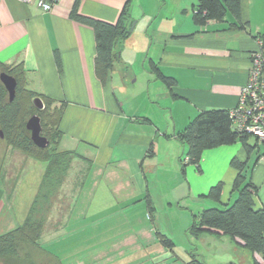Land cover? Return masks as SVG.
Instances as JSON below:
<instances>
[{
  "label": "crops",
  "instance_id": "crops-1",
  "mask_svg": "<svg viewBox=\"0 0 264 264\" xmlns=\"http://www.w3.org/2000/svg\"><path fill=\"white\" fill-rule=\"evenodd\" d=\"M126 1L81 0L77 12L115 24ZM133 2L131 38L115 47L117 60L100 83L94 72L93 30L70 17L75 0H58L50 12L34 0H0V64H22L26 87L55 105H65L59 146L75 152L74 163L82 168L66 215L59 223L47 222L42 236H58L59 246H51L66 247L68 234L86 232L100 237L92 244L101 246L137 233V240L129 239L132 251L113 259L107 255L102 264H163L166 253L157 233L168 235L158 232L154 223L166 207H158L155 197L169 201L167 207L176 203L179 210L196 215L214 207L204 196L220 183L217 204L225 205L237 196L234 159L244 164L245 181L255 189V208L264 210L263 143L248 136L246 145L236 141L205 150L199 169L188 165L184 171L180 161L186 148L175 137L198 113L230 111L238 104L250 58L262 47L259 38L264 39V0H240L238 20L228 12L223 21L204 26L193 21L198 0ZM152 64L173 79L174 86L157 80ZM7 187L0 175V235L22 224L29 209L10 204ZM66 187L64 182L54 207L62 204ZM180 189L174 202L173 193ZM210 236L219 245H233L227 237ZM41 245L40 240V248L32 247L33 254L62 264L56 253ZM132 253L138 254L136 259ZM76 258L66 264H82L83 259Z\"/></svg>",
  "mask_w": 264,
  "mask_h": 264
},
{
  "label": "trees",
  "instance_id": "trees-1",
  "mask_svg": "<svg viewBox=\"0 0 264 264\" xmlns=\"http://www.w3.org/2000/svg\"><path fill=\"white\" fill-rule=\"evenodd\" d=\"M80 1L75 0L70 17L90 26L93 30L94 72L99 82L104 83L117 60V55L114 54L115 47L131 36L130 28L134 22L131 17V8L134 2L127 0L117 22L107 24L80 16L77 12ZM228 12L238 20L240 0H198V5L192 12L193 21L198 26H204L208 21H223ZM232 27L238 28V25L234 24ZM259 39L262 41L260 51L264 57V39L263 37ZM54 55L57 60L56 52ZM151 69L156 79L163 82L165 86H174L175 81L161 75L156 65L152 64ZM1 73L13 77L16 88L13 99L9 101L8 93L0 82V132L3 136L0 139L7 147L21 151L27 157L46 164L37 196L29 206L24 221L15 229L0 235V259L15 260L23 246L40 248V238L46 228L47 217L53 207L52 203L54 205L56 202L57 193L63 185L69 166L77 155L73 151H57L50 148L51 144H59L62 136L59 126L65 105L63 103L55 105L53 99L26 89V72L22 64L10 67L0 64ZM36 97L43 102L44 108L41 111H37L32 104V100ZM229 113L230 111L226 110L202 111L188 123L183 131L175 135L186 148L185 158L180 161L181 170L186 165H193L199 169L205 150L233 144L236 141L246 145V139L250 135L241 137L236 133ZM33 114L39 116L41 135L49 141L48 147L44 149L33 144L30 133L25 128L27 120ZM231 166L237 171L233 183V191L237 192L236 198L225 205L204 208L198 214H192V225L189 230L198 238L201 234L227 237L235 247L250 252L252 264H264V210L255 208V189L245 181L244 164L234 159L231 161ZM1 178L3 180V177ZM221 191L222 185L219 183L212 187L204 198L217 204ZM148 209L152 214L154 209L150 204ZM157 236L161 245L172 251L174 243L164 235L157 233ZM180 264L207 263L193 251L189 253V260Z\"/></svg>",
  "mask_w": 264,
  "mask_h": 264
},
{
  "label": "rangeland",
  "instance_id": "rangeland-1",
  "mask_svg": "<svg viewBox=\"0 0 264 264\" xmlns=\"http://www.w3.org/2000/svg\"><path fill=\"white\" fill-rule=\"evenodd\" d=\"M130 38H127L125 41L129 42ZM26 89L31 90L29 87H26ZM0 143L2 147L0 148V175L1 177H3L6 186H9L7 187L8 193L10 188V204L14 205V207H22L23 205L24 207H29L31 206L33 199L37 196V190L41 185L46 164L44 162L35 161L30 157H27L26 154L22 153L21 151L7 147L1 139ZM50 148L57 151H63L57 143L51 144ZM74 160L75 158L72 160V163L69 166L67 172V174L69 175H66L64 179L67 187L64 188L65 191H63V193L64 197L68 195L69 200L67 201V199L65 200L63 197L61 200L62 204H55L56 207H54L52 203V211L49 212L47 217L48 222H61L60 218L66 215V210L70 207V197L74 195V192L77 189V186L75 187V182L80 177V175L77 174V171H81L82 169L80 166H77L74 163ZM187 167L188 165L185 166L184 171ZM40 174H42L41 177H39ZM179 176L182 177L180 172ZM191 181L193 182L194 179L191 178ZM34 186H36V190ZM176 192L177 191L173 193L172 199L174 200V202L175 200H177L175 196H178L180 194L181 189L177 193ZM60 194L61 193L59 190L57 195L59 196ZM30 195H32V198L29 201ZM155 198H157V202H161L157 204L158 207H160L162 204L166 207L164 213L161 216V219L158 222L154 223L155 228H157L158 232H166L169 236H167V238L174 243V248L172 249V251L164 248L166 254L164 256L165 260L163 264H180L181 262L187 261L189 260V253L193 251L200 255L207 264H216L215 262H220V264H229L230 262L233 264H252V260L250 257L251 254L247 250L237 248L234 244H231V247L229 248L227 244L219 245L218 243H214L211 238H209L211 237L209 234V236H206L207 234H201L199 238L195 237L189 230L192 225V214L194 212L191 214L188 211L179 210L176 206V203H172L171 206L167 207V202L169 201L164 202V199L160 198L159 195H157V197ZM58 201L59 200L56 199V202ZM186 205L187 203H185V206ZM213 205L219 206V204L216 203H214ZM101 226H104V224ZM108 235L109 234H107V236L105 237H101V239L108 238ZM153 235H155L154 232ZM136 236L137 233L132 232L131 235L119 237L111 241L110 243L101 246L98 244H92L93 242H96V240H98V238L100 237L93 236L92 234H86V232H84L83 235L77 236L68 234L66 236L67 241L64 243V245H68L66 247H55L56 245L59 246V244L56 243V238L58 236H42L40 240L42 245L44 247H47L50 252L57 254V258L58 260H61L60 262L62 264H66L70 262V260H75L77 256V258L83 259L81 261L82 264H102L103 261H105L102 258L106 257L107 255L110 259H113L121 256V253H126L128 250L132 251V246H134V244H131L130 249L129 239L132 238V240L135 241L137 240ZM148 237L146 241H148ZM51 244L56 245L51 246ZM113 245H115L116 247H112ZM42 249L44 248L42 247ZM221 251H223V253L220 255ZM33 252L34 249L32 247L23 246L21 247L18 257L15 258V260L0 259V264H51L49 261L41 258L39 255L33 254ZM134 255L135 254L132 253V256ZM137 256L138 254H136L133 259H136ZM97 258L101 260H98ZM93 260L96 261L92 262Z\"/></svg>",
  "mask_w": 264,
  "mask_h": 264
},
{
  "label": "built area",
  "instance_id": "built-area-1",
  "mask_svg": "<svg viewBox=\"0 0 264 264\" xmlns=\"http://www.w3.org/2000/svg\"><path fill=\"white\" fill-rule=\"evenodd\" d=\"M29 3L33 0H19ZM44 12H50L58 0H34ZM261 44V41L258 40ZM264 57L261 51L252 54L248 68V82L242 88L238 104L230 110V118L237 134L253 136L264 144Z\"/></svg>",
  "mask_w": 264,
  "mask_h": 264
},
{
  "label": "water",
  "instance_id": "water-1",
  "mask_svg": "<svg viewBox=\"0 0 264 264\" xmlns=\"http://www.w3.org/2000/svg\"><path fill=\"white\" fill-rule=\"evenodd\" d=\"M134 25L130 28V31L133 30ZM0 82L4 86L5 90L8 93L9 101H11L15 95L16 81L13 77L8 74H0ZM32 104L37 111H41L44 108L43 102L39 97H36L32 100ZM26 130L30 133V139L33 144L40 148L44 149L48 147L49 141L41 135V124L40 118L36 114H33L26 122ZM0 138L2 139V133L0 132Z\"/></svg>",
  "mask_w": 264,
  "mask_h": 264
}]
</instances>
